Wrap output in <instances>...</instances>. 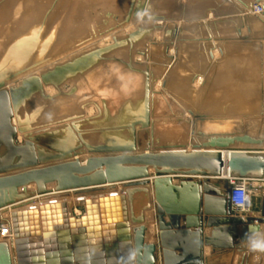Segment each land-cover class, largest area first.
Here are the masks:
<instances>
[{
    "label": "rangeland",
    "instance_id": "rangeland-1",
    "mask_svg": "<svg viewBox=\"0 0 264 264\" xmlns=\"http://www.w3.org/2000/svg\"><path fill=\"white\" fill-rule=\"evenodd\" d=\"M68 1L70 0H41L39 3H45L42 9L44 12L40 15L42 20H39L40 24L36 23V33L32 34L31 38L26 34L27 27L20 29L18 22L12 25V16L8 15L7 20L0 22V55L9 54L11 48L24 47L28 41H31V44L41 41L43 33L48 30L51 33L53 27L50 25L57 22L56 19L62 17L64 12L70 14L69 8L64 10ZM77 1L74 0L75 3ZM89 1L85 4L89 9L86 8V12L90 15V22L94 23L88 22L90 28L86 26L84 35L75 37V47L72 51L57 54L45 62L34 60L24 65L25 67L20 66L13 70L14 77L12 75L8 81L0 79V93L8 94L13 89L21 88L26 81L40 82V86L23 104L16 109L11 108V127L0 141V148L5 151V154L0 155V167L21 165L24 168L26 159L33 161L39 158H50L52 161L49 163L39 161V165H49L61 162L59 157L72 151L79 153L80 158L84 159L94 155L93 152L99 149L117 150L122 147L117 142L120 133L127 135L128 145H132L136 136H140V145L143 147L149 141L152 131L158 141L156 134L160 132L164 135L163 129L182 128L180 135L184 136V145H187L193 136L194 125L214 119L213 115L200 111L199 104L205 100H197V97L200 92L204 94L207 89L219 85L217 81L226 80V77L223 78L218 73L221 72L218 67L225 62L227 51L232 46H253L257 49L255 52L261 64L258 112L254 115L238 114L232 117V121L239 125L249 120L255 122L253 129H256L254 126L258 129L252 134L264 137V31H255L251 23H259L264 30V0H261L263 3L260 0H251L253 3L250 0H129L131 3L125 0L120 7L124 8L125 5L124 11L114 7L116 4L108 0H98L99 4L95 2L97 0H91L95 6ZM244 1L246 2L243 3ZM25 3L26 0H0V8L6 7L7 4L13 8L14 4L21 6ZM109 4L112 5L108 7ZM93 7L95 8L91 9ZM111 8L115 11L112 12ZM100 9L102 10L99 11ZM98 16L102 18L101 22ZM175 30L178 32L176 36ZM225 30L229 31L226 33ZM52 33L47 37L52 38ZM183 51H186V54ZM189 52L194 55L193 61L196 64L201 63L200 59L203 57L208 61L207 65L188 67L184 72L178 65L183 63V53L188 57ZM174 67H177V72ZM243 69L240 67L239 71ZM173 70L178 73L180 79L186 78L188 99L171 90L168 78L172 76ZM1 71L3 70L0 68ZM98 72H106L107 85L104 89L88 80L90 75ZM180 72H184V75H180ZM108 77L111 80H107ZM198 80H202V83L196 87ZM221 85L223 84L219 86ZM49 89L53 90L50 92ZM35 97L40 98L39 102L43 103L40 105L45 106V112H28L35 107L32 102ZM62 107H74V111L59 110ZM50 108H55V111L50 113ZM20 111L23 114L18 117L17 112ZM227 117H217L216 120L224 122L229 119ZM118 118H123L124 122L115 125ZM241 120L247 121L241 123ZM3 123L4 120L0 116V128ZM82 124L90 125L82 129ZM245 129L235 132L244 133ZM106 132L117 136L104 135ZM101 134L104 135V140L97 141L94 137ZM71 135L75 136L76 140L71 141ZM69 139L72 144L65 143ZM159 140L158 147L167 149L178 146L176 138ZM13 152L16 155L21 154L24 158L21 161H12L10 155ZM251 185L255 213H264V192L258 184ZM2 216L0 213V228L3 220L7 219ZM238 241L239 244V238Z\"/></svg>",
    "mask_w": 264,
    "mask_h": 264
},
{
    "label": "water",
    "instance_id": "water-1",
    "mask_svg": "<svg viewBox=\"0 0 264 264\" xmlns=\"http://www.w3.org/2000/svg\"><path fill=\"white\" fill-rule=\"evenodd\" d=\"M177 33L175 30L174 35ZM39 86L38 80H30L9 94L0 93V116L4 120L0 141L11 127L10 105L16 109ZM140 140L136 136L132 145L117 150L99 149L85 161L72 151L62 154L58 163L39 165V161H52L39 158L26 159L24 168L0 167V211L17 209L11 215L14 248L0 241V264H43L46 256L49 264H54V249L45 253L39 244L38 219L41 215L43 228L53 233L51 226L53 223L56 228V216H47L60 207L73 229L94 230L96 264H105L104 252L110 264H209L204 247L215 246L204 236L205 229L212 228L219 219H235L234 236L244 242L249 227L264 224L263 216L234 218L229 182L225 181L223 188L216 182L225 180L224 173L233 179L264 180V153L254 150L264 146V137L194 134L191 145L172 149L158 147L153 131L143 147ZM175 178L185 180L176 185ZM52 185L53 190L49 188ZM116 185H121L122 193L116 192ZM32 186L34 191L30 190ZM69 192L77 197L75 204H46L24 212L18 209L36 196ZM99 194L109 196H101L95 204L84 199ZM74 208L84 209L85 215L76 218ZM150 213V222L158 229L152 235L153 242H148ZM104 232L110 236L107 240L103 239ZM232 241L231 248L236 253L238 244ZM190 247L195 249L193 253ZM238 264H264V257L242 254Z\"/></svg>",
    "mask_w": 264,
    "mask_h": 264
},
{
    "label": "bare ground",
    "instance_id": "bare-ground-1",
    "mask_svg": "<svg viewBox=\"0 0 264 264\" xmlns=\"http://www.w3.org/2000/svg\"><path fill=\"white\" fill-rule=\"evenodd\" d=\"M41 0H26V3L25 4H21V6L19 4H14L13 5V9L10 11V15L12 16V20H14V24L15 23H19V28L20 29H23L25 27H27V30L29 31L27 33V36H30L31 38V35H35L36 31H35V27L36 25L40 24L38 23L39 20L41 19V16L42 15V9L43 7L45 6V3L44 6L41 3H39ZM86 1L87 0H78L76 3L74 2V0H70L68 1V6H66L64 8V10L68 9V10H71V12L73 11V13H71L70 11V14H67L68 12H64L62 17H60L59 19H56V21L58 22H55L54 24H51L50 26L53 27V29L51 30V33H52V38H48L47 36L49 34H51L48 31H46L45 33H43L41 36H43L42 40L41 41H36L35 43H30L31 41H28L24 47H21V48H12V50L9 52L8 56L4 59L3 61V66L4 65H9V69H6L7 72L5 73H2L4 71L3 67L1 68L3 71L0 72V79L3 78V80L5 81H8L11 76L14 77V74L12 73L13 70H15L16 68L20 67V66H26L28 63H31L32 61L36 60V61H43L45 62L46 60H49V59H52L54 58V56L57 54H61V53H65V52H69V51H72V49H74L75 45L73 43V40L75 39V37H81L82 35H84L85 31H86V26L88 25V22H90V18H88V15L87 12H86ZM113 2L114 4H116L114 7H119V9H123L124 11V8H125V5H124V8H120L125 0H108V2ZM129 1V0H128ZM133 1V0H131ZM131 1H129L131 3ZM248 1V0H246ZM246 1H244L243 3H245ZM251 1V0H250ZM256 1V0H255ZM254 1V2H255ZM261 1V0H260ZM90 4L92 3L91 0L89 1ZM87 2V3H89ZM95 2H98V4L100 3L98 0L95 1ZM94 2V3H95ZM242 2V1H241ZM252 2V1H251ZM263 3V1H261ZM107 3V2H106ZM128 3V2H127ZM249 3V2H247ZM253 3V2H252ZM42 4V6H41ZM93 4V3H92ZM129 4V3H128ZM24 7H23V6ZM41 8H40V6ZM85 5V6H84ZM97 5V4H96ZM110 5L112 4H109L108 7H110ZM127 5V4H126ZM245 5V4H244ZM12 6V5H11ZM92 6H95V4H93ZM99 6V5H98ZM128 6V5H127ZM131 6V5H130ZM250 6V5H249ZM91 7V6H90ZM97 7V6H96ZM100 7V6H99ZM97 7V8H99ZM104 7V6H103ZM116 7V8H117ZM252 7V6H251ZM95 7L91 8V9H94ZM101 8V7H100ZM106 8V6L104 7ZM129 8V7H128ZM254 8V7H253ZM88 9V8H87ZM103 9V8H102ZM102 9H100L99 11H101ZM63 10V11H64ZM89 10V9H88ZM112 12H114L115 10L112 9ZM114 10V11H113ZM254 10V9H253ZM252 10V11H253ZM46 11V10H45ZM91 11V10H90ZM90 11H88L90 13ZM95 10H93L94 12ZM104 11V10H103ZM122 11V10H121ZM251 11V10H250ZM44 12V11H43ZM92 12V11H91ZM106 12H107V9H106ZM105 12V13H106ZM126 12H127V9H126ZM108 13V12H107ZM124 13V12H122ZM121 13V14H122ZM128 13V12H127ZM255 13V12H254ZM49 14V13H48ZM96 14V12H95ZM94 14V16H95ZM109 14V13H108ZM111 14V13H110ZM125 14V13H124ZM123 14V15H124ZM249 14V13H248ZM256 14V13H255ZM47 15V14H46ZM105 15V14H104ZM116 15V14H115ZM263 15V14H262ZM44 16V15H43ZM42 16V17H43ZM90 16V15H89ZM97 16V15H96ZM103 16V15H102ZM107 16V15H106ZM117 16V15H116ZM120 16V15H119ZM126 16V15H125ZM259 16V15H258ZM99 17V16H98ZM128 17V16H127ZM260 17V16H259ZM45 18V17H44ZM93 18V17H92ZM107 18V17H106ZM264 18V17H263ZM262 16H261V19H263ZM46 19V18H45ZM98 18H96L97 20ZM102 19V18H101ZM100 17H99V21L101 20ZM110 19V18H109ZM124 19V18H123ZM122 19V21H123ZM260 19V18H259ZM260 19V20H261ZM42 20V19H41ZM95 20V18L93 19ZM105 20V19H104ZM109 21V20H108ZM116 21V20H115ZM125 21H126V17H125ZM101 22V21H100ZM112 23V21H110ZM109 22V23H110ZM114 22V21H113ZM118 22V20H117ZM38 23V24H36ZM90 23H94V21L90 22ZM110 23V24H111ZM119 23V22H118ZM121 23V22H120ZM125 23V22H124ZM138 23V22H137ZM239 23V22H238ZM245 23V22H244ZM252 25H253V28L255 29V31H264L261 26L259 25V23L255 22V21H251ZM44 24V23H43ZM99 24V23H98ZM105 24V23H104ZM247 24V23H245ZM94 25H97V24H94ZM106 25V24H105ZM115 25V23H114ZM114 25H111V27ZM122 25V24H121ZM251 25V24H250ZM117 26V24H116ZM119 26V24H118ZM221 26V25H220ZM103 27V26H102ZM101 27V28H102ZM110 27V26H109ZM108 27V28H109ZM194 27V26H193ZM235 27V26H234ZM87 28H90V24L88 25ZM95 29H97L96 27H94ZM105 28V26L103 27ZM107 28V29H108ZM251 28V27H250ZM41 29V28H40ZM99 29V28H98ZM192 29V28H191ZM196 29V28H195ZM249 29V28H248ZM101 30V29H100ZM104 31V29H102ZM106 30V29H105ZM222 29H220L221 31ZM224 30V29H223ZM234 30V29H233ZM253 30V29H252ZM40 31V30H39ZM90 31V30H89ZM180 31V30H179ZM226 31V30H225ZM224 31V32H225ZM229 31V30H228ZM226 31V33L228 32ZM247 31V30H246ZM223 32V33H224ZM233 32V31H232ZM19 32H17L16 34L18 35ZM48 33V34H47ZM95 33H97L95 31ZM105 33V32H104ZM181 34V31L179 32ZM231 33V32H230ZM244 33V31H243ZM160 34V33H159ZM246 34V33H245ZM198 35V34H197ZM102 36V35H100ZM200 36V35H198ZM247 36V35H246ZM196 37V36H195ZM226 37V36H225ZM229 37V36H228ZM233 37V36H232ZM92 40V39H91ZM203 45V44H202ZM256 49V48H255ZM255 49L254 47H235V53L234 55H236L239 59V62H242L241 64V67L244 66V69H243V72L242 73H239V81L242 85H240V88L237 92H234L238 98L237 101H226L224 98L225 97H222L223 99L220 100V101H215L213 99H211L209 102V104L207 105V101L205 99V96L206 98L208 97V94H207V91H205L206 93L202 94L200 92V95L197 97V100L201 99L199 98L201 95H203V99L205 100L204 103H200L199 106L201 107L200 108V111L203 112V113H209L211 115H213L214 119H210L208 121H204V123H199L197 125H194L193 127V135L194 134H197L199 133V135L203 134L205 136H211V135H217V134H232V133H236L238 132V130H241L243 128H246L244 130V134H248V135H251V136H255L253 135L252 133L255 132L257 128V126H254L256 127V129L254 130L253 129V125H255V122H251L249 120V122L247 123H242V121L244 120H241V125H239V123H236V122H233L232 121V117L234 116H237L238 114L241 115V114H245V115H254L258 112V109H259V106H258V102H257V99H258V86L260 84V74H259V63H258V58H257V52H255ZM79 50V49H78ZM191 50V49H190ZM257 50V49H256ZM175 51V50H174ZM184 53L186 51H183ZM216 52V51H214ZM183 53V59L181 60L183 63L178 65L180 67V69H182L183 71L184 70H187L188 67H193V66H198V67H205L208 63V61L206 59H204L203 57L200 59L201 63L198 62L196 64L195 61H193V58L194 55H192V53H190V55L185 56ZM218 53V52H217ZM186 54V53H185ZM219 55V54H218ZM189 56H191L192 58L190 59ZM198 56V55H197ZM216 55H214V58H215ZM3 57V54L0 55V58ZM260 58V56H259ZM178 59V57L176 58ZM192 60V62L190 61ZM203 60V61H202ZM262 60H263V63H262V66H264V51L262 53ZM228 61V60H227ZM21 62V63H19ZM260 62V60H259ZM228 63V62H226ZM194 64V65H193ZM11 65V66H10ZM191 65V66H190ZM226 65V64H225ZM24 66V67H25ZM177 66V67H178ZM230 66V65H229ZM261 66V64H260ZM177 67H174V70L175 72ZM226 67V66H225ZM224 67V69H225ZM228 67V66H227ZM208 68V67H207ZM227 69V68H226ZM229 69V68H228ZM240 69V68H239ZM41 70V68H40ZM174 70L172 71V76H169L168 78V81H169V85H170V88L171 90L173 91V93L177 94V95H181L183 98H187V96L189 95V88L187 87L186 85V78H182L180 79V77L178 76V73H175ZM182 72V71H181ZM180 72V75H184V72L181 73ZM236 74V73H235ZM105 75H106V72H98V73H93L92 75H90L88 77V80L90 83H94L95 82V86L97 87H100L102 89H104L105 85H107L106 83V80H105ZM232 75V74H230ZM187 77V75H186ZM199 78V77H198ZM201 79V77H200ZM234 79V78H233ZM1 80V81H3ZM107 80H111L110 77H108ZM114 80V78L112 79ZM235 80V79H234ZM195 82V81H194ZM202 83V80H198L195 84H196V87L197 85H199V83ZM12 83V82H11ZM159 84V83H158ZM195 87V85H193ZM200 86V85H199ZM195 87V88H196ZM159 88V87H158ZM199 88V87H198ZM51 89H49L50 91ZM53 90V89H52ZM51 90V91H52ZM50 91V92H51ZM204 91V90H203ZM52 94V93H50ZM207 94V95H206ZM218 97V96H217ZM188 99V98H187ZM202 99V100H203ZM40 98L39 97H35V100L32 102H34V108L31 109L30 111L28 112H31L33 110L37 111L38 113H42V112H45L46 108L42 107L40 104H43V103H40L39 102ZM201 100V101H202ZM25 100H22L20 102V104H23ZM29 102V101H28ZM217 102V104H216ZM215 103V104H213ZM233 103V104H231ZM11 108H13V105L11 104L10 105ZM44 108V109H43ZM51 109V108H50ZM70 111H74V107L72 108H66L64 109L63 107L59 110L61 111H66V110H69ZM10 110V108H9ZM58 110V108H57ZM52 111H55V108H52L50 110V113ZM59 112V114H61L62 112ZM91 113H93V110L91 111ZM90 113V114H91ZM23 114V112H17V116L19 117V115L21 116ZM222 116H228L227 120H225L224 122L223 121H220V120H216L217 117H222ZM17 117V118H18ZM231 121V122H230ZM247 121V120H245ZM244 121V122H245ZM254 121V120H253ZM13 122L16 123V121L14 120ZM121 122H124L123 118H118L117 119V122L115 125H120ZM230 122V123H228ZM257 122V121H256ZM263 122V121H262ZM261 123V122H260ZM258 125V123H256ZM85 125H87L85 127ZM90 124H82V129H86L87 127H89ZM245 126V127H242V126ZM259 126V125H258ZM262 126V124H261ZM264 126V125H263ZM240 127V128H239ZM260 127V126H259ZM181 130L182 128H175V129H163L162 132L164 133V135L159 132L156 134L157 136V139L158 141L156 140L155 138V142L156 144H158L160 142L159 139H161L162 141H167L169 138H176L175 142H176V145H181V146H184V136L180 135L181 134ZM249 130V131H248ZM236 131V132H235ZM69 132V131H68ZM66 132V133H68ZM239 132H242V131H239ZM7 132H5L6 134ZM66 133L65 136H66ZM4 134V135H5ZM70 134V133H69ZM123 133H120L119 137H118V143L120 146H130L131 144L128 145L127 143V140H126V134H123ZM104 135H107V136H111V135H114V136H117V134H112L111 132H106L104 133ZM103 134L101 135H96L94 138H97V141H101V140H104V136ZM159 137V138H158ZM70 139L71 141H73L72 139H75V136L71 135L70 136ZM65 141V143H68V144H72L71 141ZM2 140V139H1ZM191 141V139H190ZM188 142L187 144L190 143L191 145V142ZM134 143V142H133ZM160 144V143H159ZM75 145V143H74ZM65 147V145H64ZM242 147H245V146H242ZM261 148V147H260ZM254 150H258L260 152H263L264 153V146L261 148V149H254ZM189 152H191V148L189 147L188 149ZM2 154H5V151L4 150H1L0 148V155ZM13 159L12 161L14 162H17V161H21L24 157L21 155V154H15L13 152L12 155H10ZM88 158V157H87ZM87 158H84L83 160L85 161ZM10 162V161H9ZM224 177H227L228 178V174L227 173H224ZM253 183H256V182H253ZM117 186V190L116 192L118 193H122L121 192V185H116ZM50 189L53 190L54 188V185L52 186H49ZM30 190L34 191L35 190V187L32 186L30 187ZM70 193H73V192H70ZM67 194V195H66ZM74 195V196H73ZM72 194H69V193H55V194H52V195H47V196H36L34 197L33 199L27 201V203L21 205L18 209L20 211H29V210H32V209H37L39 208L40 206H44L46 204H59V206H63L64 204L66 206H69L70 204H75V202L78 200L77 197L75 196V194L73 193ZM101 196H109V194H99V195H96V196H84V199L85 200H92V202L95 204V203H98V199L101 197ZM69 199H75L74 202H72L71 200ZM64 200H66L67 202H63ZM61 201V202H60ZM28 204V205H27ZM26 205V206H25ZM69 209V208H68ZM7 210V209H6ZM0 211V213L3 214V218H7L5 220H10L11 219V215L12 213L15 211H17V209H13V208H8V210L6 211ZM6 211V212H5ZM62 213H63V216H62ZM76 213L78 214L79 211H76ZM264 215V213H263ZM53 219V216H56V219H60L63 217H65V210L63 209V207H60V208H56L55 210H52L50 212V214L47 216ZM40 217H39V223H40ZM152 218V213L148 214V222H150ZM51 219V221H52ZM67 223H70L68 220V218H65ZM4 223H7L4 222ZM31 223V222H30ZM149 228H150V231H151V234L154 235L156 233V229H155V224L153 223V221L150 222V224H148ZM52 228H55V225L52 223ZM249 232H248V236H247V240L244 241V242H240L237 246H236V252L238 254V260H239V257L240 255L242 254H254L256 255L257 257H264V248H258V249H253L249 243V237L256 234L258 235L259 237L261 238H264V224H256L252 227H249L248 228ZM105 236L109 237L108 236V233L107 232H104ZM133 236V235H132ZM150 239L152 240L153 237L151 236ZM8 245L10 246V249H13V245H14V242L9 244Z\"/></svg>",
    "mask_w": 264,
    "mask_h": 264
},
{
    "label": "crops",
    "instance_id": "crops-1",
    "mask_svg": "<svg viewBox=\"0 0 264 264\" xmlns=\"http://www.w3.org/2000/svg\"><path fill=\"white\" fill-rule=\"evenodd\" d=\"M12 9H13L12 6L8 4L6 5V7L0 8V22L4 21L5 19L7 20L8 15L11 17L9 13ZM11 23L13 25L14 20H12ZM28 32L29 31H27L26 34ZM234 51H235V47L232 46V48H230V50L227 51L228 53L227 59L225 60V62H223L218 67L219 70L221 71L218 73H220L223 76V78L226 77V80L217 81L216 83H218L219 85L220 84H223V85L221 86L216 85L206 90L208 94L207 98L205 96L207 105L209 104L208 101H210L211 99L215 101H220L223 99L222 97H225L224 99L226 101L234 102L238 100L234 92H237L240 88V85H242L239 81V73H242L243 70L239 71V68L241 67L242 62L239 63V59L236 55H234L235 53ZM7 56L8 54L7 55L5 54L3 55V57L0 58L1 59L0 68L3 67L4 69L2 73L7 72L6 69H9V65L3 66V61ZM189 58L191 59L192 57L189 56ZM190 61L192 62V60ZM258 63L260 67L259 60H258ZM242 67L244 68V66ZM259 74H260V71H259ZM199 98L203 99V95H201ZM224 178H227V177H224ZM182 180H185V179L175 178V184L179 185L180 181ZM225 181L226 180H221V181H216V182L218 185H220L221 188H223V184ZM151 191H152L151 193L154 195V190H151ZM69 194L73 195V193H70V192ZM69 200L74 202L75 199H69ZM63 202H67V201L64 200ZM76 211H79V213L77 214ZM255 212L256 210L254 209V207H252V209L246 213H240L235 210V212L233 213V216L234 218H239L240 216L243 218H260L264 216L263 213L256 214ZM84 215H85L84 209L78 210L74 208V216L76 218H81ZM62 216H63V213H62ZM56 221H57L56 228H54L53 233H50L49 230L43 228L42 218H40L41 229H40V236H39V244L42 246L43 251L45 253L51 251L49 249H54L56 253L54 257V261H55L54 264H96V260H95L96 237H95L94 230L88 227L82 230L73 229L70 226V224L67 223L65 217L64 218L62 217L61 220L57 219ZM182 224H184V221L182 222ZM67 225L70 226L69 227L70 229L69 228L66 229ZM236 226L237 225H236L235 219L234 220L219 219L217 222L214 223L212 228L205 229L204 236L209 238L210 244H213V246H215V249L214 247L207 246V245L204 247V257L206 259H209V264H238V254L237 252L236 253L233 252L231 248V245L233 242L232 240H234L235 244H238L239 242L238 238L234 236L235 234L234 229ZM155 229L157 233L158 229L156 225H155ZM149 236L150 237L152 236L151 231H150ZM103 239L107 240L108 237L105 236L104 234ZM153 241L154 240L150 239V241L148 242H153ZM189 251L190 253H193L195 249L193 247L192 248L190 247ZM104 253H105V256H104L105 264H110L109 263L110 258L107 256V252H104ZM177 254L179 256L181 255L180 252H178ZM45 259L46 261L43 264H49L48 262L49 258H47L46 256Z\"/></svg>",
    "mask_w": 264,
    "mask_h": 264
},
{
    "label": "built area",
    "instance_id": "built-area-1",
    "mask_svg": "<svg viewBox=\"0 0 264 264\" xmlns=\"http://www.w3.org/2000/svg\"><path fill=\"white\" fill-rule=\"evenodd\" d=\"M229 182L231 189V203L235 210L240 213H246L253 207V193L251 183L256 182L259 188L264 192V180H245L225 178ZM0 241H5L9 244L15 241V234L11 219L7 223L2 222L0 228Z\"/></svg>",
    "mask_w": 264,
    "mask_h": 264
},
{
    "label": "clouds",
    "instance_id": "clouds-1",
    "mask_svg": "<svg viewBox=\"0 0 264 264\" xmlns=\"http://www.w3.org/2000/svg\"><path fill=\"white\" fill-rule=\"evenodd\" d=\"M249 243L254 250L264 248V238H261L256 234L249 237Z\"/></svg>",
    "mask_w": 264,
    "mask_h": 264
}]
</instances>
